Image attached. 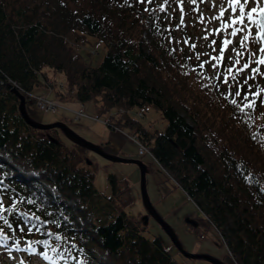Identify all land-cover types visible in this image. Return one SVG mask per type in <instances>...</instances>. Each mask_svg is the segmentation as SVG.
<instances>
[{
	"label": "trees",
	"instance_id": "obj_1",
	"mask_svg": "<svg viewBox=\"0 0 264 264\" xmlns=\"http://www.w3.org/2000/svg\"><path fill=\"white\" fill-rule=\"evenodd\" d=\"M136 5L144 2L0 0V78L25 92L45 66L62 71L59 98L92 101L98 116L117 110L110 126L132 129L237 264H264V133L251 123L252 107L180 58L153 2L141 13ZM90 37L106 45L96 65L79 50ZM148 106L165 127L152 129L129 111ZM50 130L27 123L0 82L1 241L27 245L18 250L48 255L51 264H182L159 235L145 234L143 217L126 212L128 179L108 172L110 192H101L92 167L78 164L81 145Z\"/></svg>",
	"mask_w": 264,
	"mask_h": 264
},
{
	"label": "rangeland",
	"instance_id": "obj_2",
	"mask_svg": "<svg viewBox=\"0 0 264 264\" xmlns=\"http://www.w3.org/2000/svg\"><path fill=\"white\" fill-rule=\"evenodd\" d=\"M112 1L122 2V0ZM133 1L137 2V0ZM142 1L144 6L136 5L133 10L138 8V13L147 11V0ZM148 1L153 2L157 9L162 11L161 15H163L165 25L169 29L167 39L176 44L180 58L192 62L193 60L197 61L199 72L204 76L213 75L214 78H218L223 88L231 89L237 99H244L240 101V104L250 105L254 102V106H251V123L255 129L264 133V65L258 63L259 59L264 57V52L259 51V49L264 48V40H257L258 20L253 23L245 17L244 24L231 25V17L238 16L239 9L233 13L229 7V0H195L194 3L193 0ZM252 6L255 5L249 0L246 10ZM261 6H264V0H262ZM221 7L228 9L223 17H220ZM254 15L257 17V13ZM237 28L247 31H238L233 35ZM246 35L248 39H245ZM90 38L79 47V50L83 59L96 65L104 54L106 45L103 41ZM225 40L229 41L227 45L224 43ZM245 63L249 65L248 68L244 67ZM252 69L258 71L253 72ZM43 72L39 74L40 80L33 86L32 91L24 92L21 90L24 94L27 93L26 109L32 117L43 122L52 121L56 118L65 119L64 117H66L65 120L71 127L93 142L98 143L109 138L107 142L103 143L108 151L142 159L147 165L145 182L150 200L172 225L183 246L189 250L208 251L219 256L227 264H236L227 253V249L213 225L207 223V225L202 226L201 222L204 217H207L206 214H203L195 206L174 178L166 179V174L156 169L157 162L148 150L140 147L145 151L138 152V145L140 144L126 135V133L130 134L132 129L128 127H122L121 130L112 129L103 121L102 118L105 115H113L117 110H108L106 113L99 114L100 118H93L96 114L94 104L92 101H87L84 103L86 114L75 117L76 111L69 109L67 103L69 106H73L70 108L77 107L79 103L75 99L59 98L57 94L58 89L66 88L64 73L49 66H45ZM253 93H260V95L256 96ZM40 96L51 98L52 107H55L56 103L58 104L56 109L43 111L38 103ZM136 109L137 107H132L129 111L136 116ZM78 111L80 112L79 109H77ZM138 118L152 129H162L166 125V118L157 109L150 106L146 108L143 114L138 115ZM107 119L108 122H111V118L107 117ZM49 129H51L50 132L53 131L62 137L69 147H78L58 127ZM79 151L82 158L78 164L92 167L94 171L93 183L98 190L106 193V195L110 192L107 180L108 172L115 173L118 178L125 177L128 179L129 183L122 186L124 192L120 196L126 197L127 191L131 193L130 199L132 198V200L125 205V210L128 214L141 219L146 209L140 193V169L137 163L111 160L88 148L82 147ZM86 157L91 160L92 164L86 163ZM126 188L130 190L127 189L125 192ZM117 203H120L119 199ZM188 218L195 222L189 221ZM198 224L199 226H197ZM144 232L147 236L159 235L182 264H211L202 257H197V260H194V258L181 253L152 216L148 218ZM12 246L0 244V264H49L51 261L49 256L41 254H32L27 259L24 252L9 250Z\"/></svg>",
	"mask_w": 264,
	"mask_h": 264
},
{
	"label": "water",
	"instance_id": "obj_3",
	"mask_svg": "<svg viewBox=\"0 0 264 264\" xmlns=\"http://www.w3.org/2000/svg\"><path fill=\"white\" fill-rule=\"evenodd\" d=\"M259 20L260 23H264V16H261L259 14ZM0 82L6 85L10 90H12L18 97V110L24 120L29 123L30 125L37 127L39 129H45L50 127H58L63 134L68 137L71 141L85 147L88 149H91L99 154H101L104 157H107L111 160H122V161H133L137 163L140 169V193L142 197V201L144 204V207L146 209L143 219L144 221L147 220L149 214L160 224L162 229L165 231V233L168 235V237L171 239V241L174 243V245L178 248V250L183 253L185 256L197 258L202 257L206 260H208L212 264H227L224 262L219 256L212 254L208 251L203 250H189L185 248L179 239L176 231L172 227V225L162 216V214L158 211V209L155 207V205L150 200V197L148 195V191L146 188V182H145V172L147 165L146 163L137 157H130L126 155H120L115 152L108 151L104 146H102L99 143L93 142L87 138H85L82 134H80L78 131H76L73 127H71L65 120L63 119H54L52 121H46L43 122L39 119H36L32 117L27 109H26V98L25 94L18 88V86L10 79H2L0 78ZM86 161H90L88 157H86ZM189 221L195 222L193 219L188 218Z\"/></svg>",
	"mask_w": 264,
	"mask_h": 264
},
{
	"label": "snow or ice",
	"instance_id": "obj_4",
	"mask_svg": "<svg viewBox=\"0 0 264 264\" xmlns=\"http://www.w3.org/2000/svg\"><path fill=\"white\" fill-rule=\"evenodd\" d=\"M194 2L195 0H193V3ZM261 2L262 0H251V3L254 4L255 6H252L248 8V10H246V6L249 5V0H243V2H241V0H229V7L233 13H235L237 9H239V15L231 17V25L244 24L245 17L247 18V20L252 21L253 23H256L257 17L254 14L259 13L261 16H264V6H261ZM227 10L228 9L221 7L220 17H223L225 11ZM217 19H219V17H217ZM225 26H229V25H225ZM258 27L260 28V32L257 35L259 36L261 40H264V23H260ZM238 31H247V30L237 28L236 31L233 32V35H235L236 32ZM245 39H248L247 35L245 36ZM224 43L225 45H227L229 41L225 40ZM259 51L264 52V48L259 49ZM258 63H260L261 65H264V57H261ZM244 67L248 68L249 65L245 63ZM252 71L257 72L258 70L252 69ZM253 95L259 96L260 93H253ZM233 103H235V101H233ZM248 106L249 107L254 106V102H252V104Z\"/></svg>",
	"mask_w": 264,
	"mask_h": 264
},
{
	"label": "bare ground",
	"instance_id": "obj_5",
	"mask_svg": "<svg viewBox=\"0 0 264 264\" xmlns=\"http://www.w3.org/2000/svg\"><path fill=\"white\" fill-rule=\"evenodd\" d=\"M51 101H52V99L51 98H47V97H43V96H40L39 98H38V103H39V106H40V108L41 109H43V111H47V110H49V109H51V110H54L55 108H52V106H51ZM66 121V120H65ZM67 122V121H66ZM68 123V122H67ZM151 215L149 214V216H148V218L150 217ZM163 216V215H162ZM148 218H147V220L146 221H144V222H147L148 221ZM179 237V236H178ZM180 239V238H179ZM174 244V243H173ZM188 257V256H187Z\"/></svg>",
	"mask_w": 264,
	"mask_h": 264
},
{
	"label": "built area",
	"instance_id": "obj_6",
	"mask_svg": "<svg viewBox=\"0 0 264 264\" xmlns=\"http://www.w3.org/2000/svg\"><path fill=\"white\" fill-rule=\"evenodd\" d=\"M81 111V109H79ZM140 147H143L144 148V145L143 144H140ZM140 150H142V148H140Z\"/></svg>",
	"mask_w": 264,
	"mask_h": 264
}]
</instances>
